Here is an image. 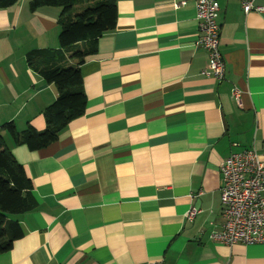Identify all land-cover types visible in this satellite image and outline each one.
I'll use <instances>...</instances> for the list:
<instances>
[{
	"label": "crops",
	"instance_id": "obj_1",
	"mask_svg": "<svg viewBox=\"0 0 264 264\" xmlns=\"http://www.w3.org/2000/svg\"><path fill=\"white\" fill-rule=\"evenodd\" d=\"M30 1L0 8V130H43L57 96L25 57L59 47L61 7ZM112 1L114 28L79 65L83 114L37 150L2 131L37 204L11 216L22 234L0 264H264V242L209 238L224 222L222 160L254 149L264 163V10L217 1V81L202 74L193 0Z\"/></svg>",
	"mask_w": 264,
	"mask_h": 264
},
{
	"label": "trees",
	"instance_id": "obj_2",
	"mask_svg": "<svg viewBox=\"0 0 264 264\" xmlns=\"http://www.w3.org/2000/svg\"><path fill=\"white\" fill-rule=\"evenodd\" d=\"M17 0H0V8ZM39 6H60V30L57 49H34L26 54V62L56 87V98L42 111L45 127L41 131L27 125L17 131L13 122H6L0 130V253L11 248L21 236L18 222L11 218L35 208L37 201L31 180L20 163L5 146L2 131L14 142L37 150L53 142L67 122L83 114L86 98L81 86L80 63L95 52L99 36L114 28L116 9L112 0H31V10ZM78 6L80 9L75 10ZM69 56V57H68ZM67 58L75 64L67 65Z\"/></svg>",
	"mask_w": 264,
	"mask_h": 264
},
{
	"label": "built area",
	"instance_id": "obj_3",
	"mask_svg": "<svg viewBox=\"0 0 264 264\" xmlns=\"http://www.w3.org/2000/svg\"><path fill=\"white\" fill-rule=\"evenodd\" d=\"M218 0H193L199 34L195 45L207 51L208 62L202 74L217 81L223 79L225 63L218 49ZM244 13L263 11L255 0H239ZM240 90L232 88L231 97L239 105ZM221 174L220 201L224 222L209 238L228 247L241 243L264 242V163L254 149L230 153L219 166ZM197 209L190 207L186 218L191 219ZM153 264H162L155 261Z\"/></svg>",
	"mask_w": 264,
	"mask_h": 264
}]
</instances>
